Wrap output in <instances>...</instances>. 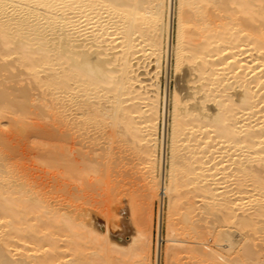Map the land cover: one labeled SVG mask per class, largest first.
<instances>
[{"label":"bare ground","instance_id":"bare-ground-1","mask_svg":"<svg viewBox=\"0 0 264 264\" xmlns=\"http://www.w3.org/2000/svg\"><path fill=\"white\" fill-rule=\"evenodd\" d=\"M221 1L216 6L228 11L227 19L200 26L187 15L210 0H0V264H134L130 259L140 248L147 250L142 244L147 235L137 248L142 234H131V225L119 222L120 230L111 233L106 222L86 221L83 207L87 191L102 184L128 196L134 166L143 170L151 196L167 198L170 216L180 188L190 186L187 192L204 207L222 213L221 222L264 223L255 199L248 215L235 213V198L228 199L224 182L208 173L215 166L222 171L223 162L208 168L216 157L198 156L210 142L218 147L216 154L227 146L245 148L234 170L240 177L253 173L246 162L264 158V0ZM185 34H198L199 40ZM143 43L153 56L152 70L138 61ZM171 52L178 86L172 89L164 180L162 138V164L156 153L162 143L158 119L164 131L167 104L164 96L159 104L156 68L161 55ZM19 72L26 76L24 86L18 84ZM28 88L36 90V98L28 96ZM43 118L48 122H39ZM24 160L56 170L61 206L51 204L49 186L32 179ZM179 167L185 173L181 181ZM241 192L237 183L232 194ZM117 206L114 214L131 221L130 200ZM189 211L182 213L183 223ZM188 226L179 233L187 229L191 236L196 229ZM167 228L163 264L176 263L180 253L193 264L224 261L222 251L177 240L178 229ZM156 229L153 263L159 264L160 218ZM91 246L101 251L96 259L85 254ZM232 246L228 242L226 250ZM143 258L138 264L148 263Z\"/></svg>","mask_w":264,"mask_h":264},{"label":"rangeland","instance_id":"rangeland-1","mask_svg":"<svg viewBox=\"0 0 264 264\" xmlns=\"http://www.w3.org/2000/svg\"><path fill=\"white\" fill-rule=\"evenodd\" d=\"M221 0H210L209 3H204L202 4L203 7L201 11L195 12L191 15H187V19L189 18L190 20H193L200 24V26H207V25H215L218 24L219 22H223L227 19L228 11L220 8L219 6L217 7L216 5L221 4ZM175 15H173L172 18V34H171V45H175ZM190 31H186V33H189ZM196 32V30L191 31V33ZM185 37H191L192 42H197L198 39V34H185ZM142 49L144 52L141 54L139 58V62L143 69H151L153 64V56L148 54V46L145 45V43L141 44ZM174 59L172 57V52L169 57L166 55H161L158 61V66L156 68L157 70V78L159 82V94H160V101L159 104L161 105L163 96L166 99V104H167V115L165 118V128L164 131L161 130L162 127V119H158V128H157V138L160 140L161 138L164 140V164H163V175H164V180H165V175H166V156H167V144H168V133H169V122H170V109H171V98H172V92L177 89L178 86V73L174 72L173 75V63ZM12 66L13 65H9ZM8 66V67H9ZM14 68H16L14 66ZM142 69V68H140ZM8 70H13L12 68H8ZM152 70V69H151ZM15 69L13 70V73H15ZM152 72V71H151ZM12 71L9 73L11 74ZM177 73V74H176ZM7 74V77L10 75ZM176 74V75H175ZM6 75V73H5ZM13 76V74H12ZM15 76V75H14ZM16 76L21 78L19 80L18 84L20 86H24L25 84V75L22 72H19ZM177 78V79H176ZM175 82V83H174ZM24 83V84H23ZM22 84V85H21ZM174 87V89H173ZM173 89V91H172ZM27 94L31 98H36L37 97V92L36 90L27 89ZM42 111V110H41ZM40 112V110H38ZM169 113V114H168ZM40 114L44 115V111L40 112ZM31 121V120H28ZM48 122L46 118H43L42 120H39V122ZM164 124V123H163ZM164 132V133H163ZM165 136V137H164ZM161 139V141H162ZM162 145L163 141L160 146L157 148V159H159V164L161 162L162 164ZM17 151H20L21 146H17ZM23 151V150H22ZM218 147L214 146L211 142L207 146H203V149H201V153H199L198 156L202 157V161L204 160H209L208 158L210 157H216L214 160L210 159L209 163L206 165L208 168L213 167L214 163L218 162H223V170L220 171L218 170L217 166L216 168L211 169L208 173L212 172L214 174L215 178H220V181L224 182L223 185L225 186V190L228 191L226 196H229V198H235V201L233 200V205L232 208L234 209L235 213L240 215L241 217L248 215V206L250 204V200L255 199L252 203H256L261 205L259 210H264V168L262 166V163L264 164V158L263 160L258 164L256 162H249L245 163V167L249 168L253 171V173L250 176H243L240 177V174H236L234 172L236 168L237 160L240 159V155L245 153V148L241 147H225L224 150H221L218 154ZM205 152V154H203ZM250 152V151H249ZM242 154V155H243ZM219 155V156H217ZM262 154H260L258 157H261ZM264 157V155H262ZM159 157V158H158ZM243 157V156H242ZM161 158V159H160ZM222 159V160H221ZM240 162V161H239ZM23 164L24 169L27 173H29L30 176H32V179L35 182H39L40 184L43 183V186L46 188L49 186V190L47 189L49 195L52 198L51 204L53 206H61L62 204V198H61V184L59 182V179L57 178L55 172L56 170L54 168L50 167H45L41 164H37L34 161L32 162L31 160H24L20 162ZM261 165V167H259ZM219 166V165H218ZM134 166L131 168V172H135L132 174V179L130 180L131 182L128 184L130 187L129 189V195L124 196L122 194H119L116 192L114 189H111L107 185H100L97 189H89L87 191V194L84 196V209L87 211L86 217L84 219L87 221L92 220L91 222L99 220L102 225L105 224L107 225L108 223V230H112L111 233L119 231L120 229V223L123 224L126 227H131L132 229L130 230L131 234L137 235V232H140L142 236L137 235V241L136 246L138 245L137 248L141 245L142 242V237L143 235H147L145 237L146 239H143L148 241L144 242L142 244H146L145 247V252L143 251L144 249H141L139 251V255L130 259L134 264H138L139 261L141 262L142 259L140 258L143 256L146 258V261L148 262L147 264H154V256H155V245H156V236H157V221L160 218V235H161V246H160V258H159V264H163V258H164V250L166 245H168L165 240L166 236L168 234V231L166 232V227L167 230L170 229H175V231H178L175 234V237L177 236V240H186L187 244H190V242L193 243V245H198V248H201L200 246H203L201 243L198 244L199 242H202L204 246L201 248L203 249L206 245V249H211L213 251H222L220 252V255L223 253L222 257L224 261H221L219 259H214L212 262H209L208 264H264V223L258 222L254 226H247V225H242L241 222L244 219H237V220H231V221H225L221 222L222 220H219V216L222 214L220 213L219 210H215L213 208H210V205L207 204L205 207L203 205V200L201 198L195 197L193 193L187 192V189L190 188L188 187H181L180 188V193L178 197L176 198V208L172 216L168 215V210H169V205L168 201H166V197H163L161 202L155 195L151 196V191H148L147 186H146V178L141 175L143 170L139 172L138 169ZM138 170V172H136ZM159 170L158 168L155 171V177L156 181L159 179V175H161V167L159 165ZM159 174H158V173ZM184 171L182 170V167H179L177 169V176H179L180 181H181V176L183 177ZM222 178V180H221ZM165 182V181H164ZM239 184L240 187L242 188V192L239 193L236 197L235 194H232L234 192L236 184ZM262 184L263 187H261L259 184ZM150 193V196H148ZM188 198V199H187ZM129 199L130 200V205H131V221L126 218L124 215H120L119 217L116 216L115 209L118 204V201H123ZM158 199V200H157ZM159 201V202H158ZM187 203L191 204V208L187 209ZM214 203V202H210ZM186 207V208H185ZM171 209V208H170ZM191 210L189 211V219L188 223H183L181 220L182 218V213L184 211ZM85 211V212H86ZM219 214H218V212ZM172 212V211H171ZM188 212V213H189ZM88 214V215H87ZM168 215V216H167ZM160 216V217H159ZM169 216L171 218H169ZM171 219L170 223L169 221L166 220V218ZM221 217V216H220ZM261 219H264L263 216H259ZM90 218V219H89ZM126 218V219H125ZM167 218V219H168ZM223 219V218H222ZM119 220V221H118ZM121 220V221H120ZM125 221V222H124ZM133 221V222H132ZM171 221L173 222L172 225ZM114 222V223H113ZM120 222V223H119ZM130 222V224H129ZM168 222L170 226L166 224ZM127 223V224H126ZM135 224V229L134 226L131 224ZM118 225L119 227L116 229L115 226L113 225ZM129 224V226H128ZM191 226L192 229H196L195 232L190 231V235L184 234L187 237H190L185 239L186 236H183L184 234L182 233L183 228L185 229L187 226ZM131 225V226H130ZM188 226V229L190 228ZM114 227V228H113ZM182 227V228H181ZM113 228V229H112ZM130 229V228H129ZM181 229V230H180ZM223 232H221V231ZM181 232V233H179ZM227 237L224 238L225 241H223V238H221L220 234L221 233ZM193 233V237L192 234ZM174 234L172 236H174ZM174 237V238H175ZM184 237V238H183ZM192 237V238H191ZM226 239L228 241H226ZM189 241V242H188ZM198 242V243H197ZM231 243L233 246L231 249L226 250L227 244ZM219 244V245H218ZM149 245V248L147 247ZM186 245V244H185ZM192 245V244H190ZM189 245V246H190ZM192 245V246H193ZM195 245V247H196ZM200 245V246H199ZM218 245V246H215ZM224 245V247L222 246ZM226 245V246H225ZM223 249H221L222 247ZM144 247V246H143ZM209 247V248H207ZM204 248V249H205ZM98 248H93L92 246L89 247V249L86 250L85 254L88 258L91 259H96L99 257L101 254V251ZM205 249V250H206ZM227 251H225V250ZM249 250L251 252L250 256L245 257L244 254L246 251ZM95 252V253H94ZM144 254H146L144 256ZM103 257V255H101ZM143 258V259H144ZM139 260V261H137ZM154 260V261H153ZM129 261V262H130ZM176 263L174 264H193L192 260L187 257L184 253H180L178 256V259L175 260ZM174 261V262H175ZM120 262V261H119ZM118 261H111L107 262V264H121V261L119 263ZM131 262V263H132ZM145 262V260H144ZM154 262V263H153ZM105 264V261H103ZM127 263V262H126ZM142 263V262H141ZM146 263V262H145ZM123 264V263H122ZM125 264V262H124ZM130 264V263H129ZM144 264V263H143ZM195 264V263H194Z\"/></svg>","mask_w":264,"mask_h":264}]
</instances>
